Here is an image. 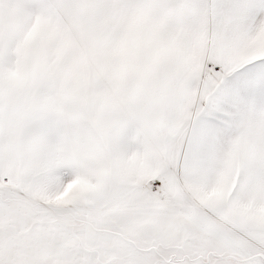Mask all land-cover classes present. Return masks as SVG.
Wrapping results in <instances>:
<instances>
[{
    "label": "snow or ice",
    "instance_id": "obj_1",
    "mask_svg": "<svg viewBox=\"0 0 264 264\" xmlns=\"http://www.w3.org/2000/svg\"><path fill=\"white\" fill-rule=\"evenodd\" d=\"M0 264H264V0H0Z\"/></svg>",
    "mask_w": 264,
    "mask_h": 264
}]
</instances>
